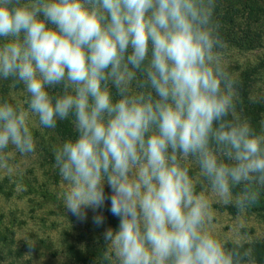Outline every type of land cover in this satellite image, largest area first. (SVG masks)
Here are the masks:
<instances>
[{
	"label": "clouds",
	"instance_id": "9594fccd",
	"mask_svg": "<svg viewBox=\"0 0 264 264\" xmlns=\"http://www.w3.org/2000/svg\"><path fill=\"white\" fill-rule=\"evenodd\" d=\"M215 4L0 0V79L27 94V109L0 102V168L11 170L10 145L35 151L30 114L49 129L71 119L76 139L54 147L64 208L84 221L110 200L119 219L103 233L111 264H243L249 255L245 236L229 249L209 231L208 198L185 166L194 160L212 194L240 213L264 189V128L237 114Z\"/></svg>",
	"mask_w": 264,
	"mask_h": 264
},
{
	"label": "rangeland",
	"instance_id": "374dc122",
	"mask_svg": "<svg viewBox=\"0 0 264 264\" xmlns=\"http://www.w3.org/2000/svg\"><path fill=\"white\" fill-rule=\"evenodd\" d=\"M255 55L257 54L241 55L229 52L232 60L238 63H242L245 59H252ZM228 57L225 59L226 62H230ZM14 97L19 106L27 109L25 103L27 94L24 89L18 90ZM28 124L31 131L39 129L35 115L30 114ZM39 134L44 138L45 143L51 145L50 150L57 146L42 130ZM3 154L11 170L0 168V181H6L3 187L7 191L0 193V215H2L0 223L2 222L3 228L10 229L12 232V234L8 233L9 231L4 232L8 236L5 246L19 251L23 256L21 257L23 264L68 262L62 245L64 240L74 244L77 248H86L87 245L105 248L104 231L108 228L118 230L106 220L105 211L107 208L110 209V200L106 199L104 207L95 212L91 208L86 209L87 219L80 221L64 208L63 193L66 185L58 171H52V168L46 170L45 165L41 164L43 162L39 156L43 153L39 146L36 145L35 151L30 155H23L10 145ZM51 166L55 168L53 164ZM185 166L189 168V175L196 192H202L208 198L211 220L207 227L223 245L227 242L237 243L238 235L245 236L241 243H249L253 240L264 241L263 213L255 214L249 210L243 213L229 211L227 206L231 204H223L212 194L207 180L200 175L195 161L189 159L185 161ZM21 177L22 179L27 178L34 186L42 185L43 182L48 184L47 189L50 193L46 195V200L43 201L37 196L26 194ZM105 194L106 196L111 194L107 184H105ZM42 202H44L43 205H41ZM95 215L104 217V223L99 227L93 223ZM64 233H67L66 237ZM33 242H35L34 247L30 248L29 245ZM243 264L256 263L243 262Z\"/></svg>",
	"mask_w": 264,
	"mask_h": 264
},
{
	"label": "trees",
	"instance_id": "16d2710c",
	"mask_svg": "<svg viewBox=\"0 0 264 264\" xmlns=\"http://www.w3.org/2000/svg\"><path fill=\"white\" fill-rule=\"evenodd\" d=\"M213 20L218 26L219 37L224 42L225 47L218 49L222 54V60L226 70L235 81L236 90V111L242 120H247L251 126L259 133L264 128V0H216ZM229 52H236L241 55H252V59H245L242 63L235 62L229 56ZM229 56V57H228ZM230 62H226V58ZM23 89L22 85L12 86V80L0 79V102L6 100L14 106L19 105L14 94ZM59 89H49L50 94H55ZM27 106V104H26ZM39 129H32L35 140V146L42 149L41 161L46 170L52 168V171H58L51 165H55L54 148L50 150L51 145L45 143L44 138L39 134L40 130L48 135L50 140L57 146L65 140H75L77 133L71 123V119L57 121L54 129L41 126L37 118ZM39 137V139H37ZM30 155V154H29ZM22 179V177H21ZM23 188L26 194L33 195L46 200L49 195L48 184L34 186L27 178H23ZM21 183V184H22ZM6 181H0V193L5 191L3 185ZM238 191V189H234ZM9 193H7L8 195ZM44 202L41 203L43 205ZM229 211L238 212L233 205L227 206ZM247 210L255 214L264 215V189L261 190L258 202ZM106 220L108 224L118 228L119 221L115 219L107 208ZM2 217V215H0ZM9 231V232H8ZM4 232L10 233V229L3 228L0 223V264H23V257L19 251L5 246L8 236ZM64 232V231H63ZM12 234V232H11ZM65 237L67 233H64ZM65 239V238H64ZM63 250L67 255V261L63 264H111L110 260L103 257L106 250L104 247L89 246L86 248H77L70 242L63 241ZM237 243L227 242L226 248H232ZM242 251H249L243 262L256 264L264 263V241L253 240L249 243H242Z\"/></svg>",
	"mask_w": 264,
	"mask_h": 264
}]
</instances>
